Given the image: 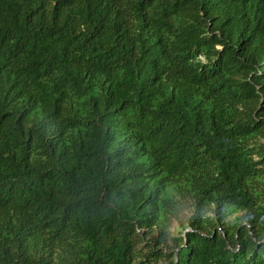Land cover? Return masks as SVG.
Here are the masks:
<instances>
[{"label": "trees", "instance_id": "1", "mask_svg": "<svg viewBox=\"0 0 264 264\" xmlns=\"http://www.w3.org/2000/svg\"><path fill=\"white\" fill-rule=\"evenodd\" d=\"M0 264H264V0H0Z\"/></svg>", "mask_w": 264, "mask_h": 264}, {"label": "rangeland", "instance_id": "2", "mask_svg": "<svg viewBox=\"0 0 264 264\" xmlns=\"http://www.w3.org/2000/svg\"><path fill=\"white\" fill-rule=\"evenodd\" d=\"M190 212L188 208H182L179 214L171 220L170 231L172 235H177L178 230L186 225Z\"/></svg>", "mask_w": 264, "mask_h": 264}]
</instances>
